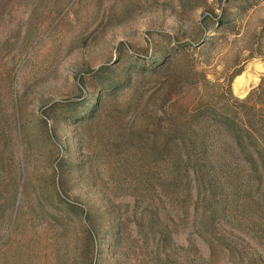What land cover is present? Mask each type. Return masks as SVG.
Listing matches in <instances>:
<instances>
[{
	"label": "rangeland",
	"instance_id": "rangeland-1",
	"mask_svg": "<svg viewBox=\"0 0 264 264\" xmlns=\"http://www.w3.org/2000/svg\"><path fill=\"white\" fill-rule=\"evenodd\" d=\"M214 117L264 154V0H0V264H264Z\"/></svg>",
	"mask_w": 264,
	"mask_h": 264
},
{
	"label": "trees",
	"instance_id": "trees-1",
	"mask_svg": "<svg viewBox=\"0 0 264 264\" xmlns=\"http://www.w3.org/2000/svg\"><path fill=\"white\" fill-rule=\"evenodd\" d=\"M252 94V93H251ZM251 95L247 97L249 100ZM214 122L219 125V127L228 130L230 133V144L235 145L240 149V161L239 163L242 166H259L264 162V154L260 152H247L245 153V149L248 144H253L254 139L250 137L248 132L242 128H238V125L233 121L221 117H214ZM240 130L239 132L237 130Z\"/></svg>",
	"mask_w": 264,
	"mask_h": 264
}]
</instances>
